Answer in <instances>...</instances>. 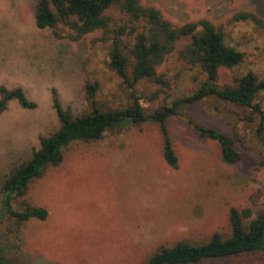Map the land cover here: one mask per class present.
Returning a JSON list of instances; mask_svg holds the SVG:
<instances>
[{
	"label": "rangeland",
	"instance_id": "obj_1",
	"mask_svg": "<svg viewBox=\"0 0 264 264\" xmlns=\"http://www.w3.org/2000/svg\"><path fill=\"white\" fill-rule=\"evenodd\" d=\"M39 0H0V87L22 88L37 108L12 101L0 115V248L11 264H147L162 249L179 243L200 246L215 234H232L231 210H264V120L248 108L227 104L216 95L180 108L166 130L178 168L165 157L160 122L140 126L124 121L101 141L75 142L64 148L60 167L34 179L24 202L49 213L19 226L3 215L1 187L13 169L59 130L52 90L74 117L90 110L85 86L98 84L101 112L122 110L141 99L148 114L201 91L208 77L179 58L190 39L158 69L167 87L144 80L133 87L109 66L110 44L97 31L78 42L39 29ZM175 26L212 22L228 45L244 53L241 65L221 69L218 88L247 74L264 81V30L235 19L252 13L264 21V0H141ZM120 21V18L118 17ZM132 67L129 68V73ZM130 76V75H129ZM131 77V76H130ZM159 93L157 100L150 97ZM264 111V93L259 97ZM193 123V124H192ZM194 123L233 137L239 162H228L219 142L203 138ZM250 221V220H249ZM199 264H264V251Z\"/></svg>",
	"mask_w": 264,
	"mask_h": 264
},
{
	"label": "trees",
	"instance_id": "obj_2",
	"mask_svg": "<svg viewBox=\"0 0 264 264\" xmlns=\"http://www.w3.org/2000/svg\"><path fill=\"white\" fill-rule=\"evenodd\" d=\"M235 19L241 22L251 21L264 30V21L255 14L239 13ZM35 20L39 29H50L57 38H68L73 42L102 31L105 41L110 44V68L131 87L144 80L167 87L168 83L163 75H159L158 69L177 50L180 42L190 39V43L179 52V58L191 67L200 68L207 75L208 83L198 93L176 100L172 106L162 107L154 114L146 112L141 99L136 95H133V105L130 108L101 112L96 100L98 84L88 83L85 91L90 110L77 117L63 108L57 89H53V107L61 124L59 130L42 138L40 149L13 169L1 187V217L15 220L19 229L31 219L46 220L49 213L26 201L24 210L20 212L15 210L14 202L28 195L30 183L41 178L46 168L60 167L64 162V148L75 142L101 141L107 132L124 121L140 126L154 118L160 122L166 138V160L170 166L178 168V158L169 140L166 122L170 117L181 116L182 106L197 103L213 94L227 104L259 113L264 120V111L259 102L260 95L264 93V81H260L256 75L247 74L231 86H215L219 82L220 70L234 69L241 65L244 53L228 45L223 31L208 20L175 26L158 9L143 6L141 0H39ZM130 67L132 70L129 73ZM158 96L159 93H155L150 99L157 100ZM12 101H17L24 109H35L38 105L29 99L22 88L9 89L1 86L0 115ZM194 127L201 137L219 142L225 160L232 163L240 161L241 156L236 150L233 137L195 123ZM252 217L250 208L241 211L233 208L230 215L232 234L228 239L215 234L205 245L179 243L174 248L162 249L147 264H199L204 260L222 261L243 254L262 252L264 210L255 218ZM6 260L0 248V264H11Z\"/></svg>",
	"mask_w": 264,
	"mask_h": 264
}]
</instances>
